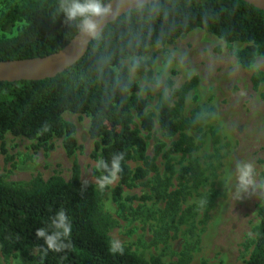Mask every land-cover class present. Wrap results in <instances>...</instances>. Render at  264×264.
<instances>
[{"label":"trees","instance_id":"16d2710c","mask_svg":"<svg viewBox=\"0 0 264 264\" xmlns=\"http://www.w3.org/2000/svg\"><path fill=\"white\" fill-rule=\"evenodd\" d=\"M60 0H23L0 14V61L43 58L61 50L78 33L59 10ZM14 29L15 32H12ZM200 30L226 44H244L235 53L238 65L248 70L257 57L264 58V12L241 0H159L130 11L107 25L93 39L84 57L54 78L42 81L0 82V154L6 163L5 136L10 134L50 149L54 138L62 139L65 154L77 150L75 126L64 120L65 113L89 117L88 134L96 140L93 158L110 164L113 155L123 154L121 171L114 190L121 199L124 187L145 181L156 171L147 157V145L138 126L152 132L157 124L161 134L176 138L163 157L171 172L170 155H185L190 149L186 131L197 130L198 115L184 116L186 94L195 88L193 78L168 94L162 91L155 115L147 111V99L131 82L123 64L144 57L150 48L171 45L187 34ZM152 61L135 65V72L148 79ZM252 85L264 84V74L255 73ZM148 93V90H146ZM163 144L154 147L156 155ZM130 163L141 166L131 169ZM106 174L97 169L98 177ZM196 168H181L179 183L197 181ZM103 192L83 182L74 163L69 181L58 175L37 177L26 189L0 183V252L4 258L15 253L36 264H165L159 259L146 262L123 248L111 251L110 221L100 212ZM63 209L72 225L71 247L61 252L48 250L36 232L46 227ZM253 249L243 264H264V204L258 210ZM36 251L35 256L31 255Z\"/></svg>","mask_w":264,"mask_h":264},{"label":"rangeland","instance_id":"374dc122","mask_svg":"<svg viewBox=\"0 0 264 264\" xmlns=\"http://www.w3.org/2000/svg\"><path fill=\"white\" fill-rule=\"evenodd\" d=\"M22 1L0 0V14ZM244 47L195 30L171 45L150 48L142 58L123 62L152 115L158 95L170 93L167 80L172 89H179L197 79L185 97L184 116L195 114L201 119L197 130L186 131L189 152L170 155L173 168L166 171L163 155L176 138L163 136L157 124L150 133L136 126L156 171L145 181L124 187L121 199L114 196L117 180L102 190L99 209L109 218L111 242L119 241L146 262L155 258L165 264H243L252 252L258 210L264 204V84L254 87L251 78L255 73L264 74V58L257 57L248 70L242 69L235 53ZM141 61H152L146 67L151 70L148 79L135 72L133 65ZM63 118L75 126V153L71 157L65 154L62 139L54 138L46 149L7 134L5 145L12 160L6 163L0 154V183L26 189L37 177L46 180L58 175L69 181L76 163L81 180L100 189L93 158L96 140L88 134L89 117L65 113ZM158 144L164 148L156 155ZM242 162L254 166L256 187L237 195L236 164ZM189 164L196 168L197 181L181 184L179 171ZM138 166L141 164L130 163L133 170ZM0 264L36 262L17 253L4 258L0 252Z\"/></svg>","mask_w":264,"mask_h":264},{"label":"clouds","instance_id":"9594fccd","mask_svg":"<svg viewBox=\"0 0 264 264\" xmlns=\"http://www.w3.org/2000/svg\"><path fill=\"white\" fill-rule=\"evenodd\" d=\"M129 0H60L59 10L69 23H74L84 37L98 38L101 33L97 24L98 18L113 16L127 7ZM115 4V8L113 7ZM87 44V39L81 41V46ZM135 67V64L133 65ZM123 154L113 155L110 164L101 159L97 161V169L104 173L97 177V185L101 190L113 184L121 171ZM256 170L251 163L236 164V191L237 195L247 193L250 188L256 187ZM72 225L63 209L51 218L46 227L37 230L36 235L42 238L48 250L61 252L71 247ZM112 252H122L119 241H112Z\"/></svg>","mask_w":264,"mask_h":264},{"label":"water","instance_id":"95a60500","mask_svg":"<svg viewBox=\"0 0 264 264\" xmlns=\"http://www.w3.org/2000/svg\"><path fill=\"white\" fill-rule=\"evenodd\" d=\"M157 1L159 0H129L127 7L118 14L97 19L100 33L107 25L111 24L122 15ZM241 1L264 12V0ZM113 7L115 8V4H113ZM85 39H87V44L81 46V41ZM92 40L93 38H86L78 31L61 50L43 58L0 61V82L16 83L22 81H42L54 78L80 61L86 54L89 43Z\"/></svg>","mask_w":264,"mask_h":264}]
</instances>
